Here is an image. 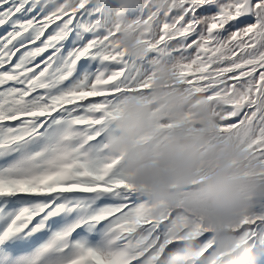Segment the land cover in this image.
Returning <instances> with one entry per match:
<instances>
[{
	"label": "snow or ice",
	"instance_id": "1",
	"mask_svg": "<svg viewBox=\"0 0 264 264\" xmlns=\"http://www.w3.org/2000/svg\"><path fill=\"white\" fill-rule=\"evenodd\" d=\"M160 63L213 105V145L264 165V0H0V264H218L206 224L142 196L106 146ZM175 121L154 115L162 137ZM232 233L264 264V202Z\"/></svg>",
	"mask_w": 264,
	"mask_h": 264
},
{
	"label": "clouds",
	"instance_id": "2",
	"mask_svg": "<svg viewBox=\"0 0 264 264\" xmlns=\"http://www.w3.org/2000/svg\"><path fill=\"white\" fill-rule=\"evenodd\" d=\"M126 5L143 0H121ZM118 43L126 53L143 55L146 48L131 27L121 30ZM170 110L176 117L162 137L154 115ZM186 117L188 120H186ZM217 123L213 105L174 86L173 69L160 63L147 93L122 101L116 132L107 148L120 157L140 194L202 220L222 245L218 264H241L243 240L230 241L239 221L264 202V165H249L238 144H212ZM186 261L198 258L199 248L186 241Z\"/></svg>",
	"mask_w": 264,
	"mask_h": 264
}]
</instances>
